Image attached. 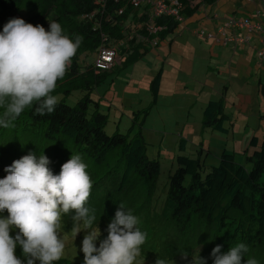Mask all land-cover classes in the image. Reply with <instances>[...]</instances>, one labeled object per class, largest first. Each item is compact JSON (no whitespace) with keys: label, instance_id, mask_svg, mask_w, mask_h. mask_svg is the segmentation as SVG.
Listing matches in <instances>:
<instances>
[{"label":"trees","instance_id":"1","mask_svg":"<svg viewBox=\"0 0 264 264\" xmlns=\"http://www.w3.org/2000/svg\"><path fill=\"white\" fill-rule=\"evenodd\" d=\"M180 1L179 15L184 19L199 10L205 13V18L212 17L213 14H207V7L211 9L218 2L198 0L195 7H190L186 0ZM148 7L133 6L128 0H0V31L11 18H21L33 26L39 24L46 31L48 22L55 20L70 39L83 37L64 78L57 81L51 93L58 98L55 111L41 116L35 113L36 105H33L14 121V127H0V178L6 175L5 167L29 151L48 157L47 167L54 175L59 174L61 165L71 155L79 154L92 181L86 207L95 210L100 239L107 236V225L120 203L139 218L138 226L146 232L147 239L136 264H155L157 258L170 261L184 252L188 253L189 264L198 254L205 258L206 264H213L210 253L216 245H222L223 254L241 242L249 249L245 260L255 258L264 264V139L259 143L253 135L249 139L253 149L243 148L239 152L234 145L231 149L222 145L219 154V148L214 149L217 156L204 162L209 148L196 144L195 152L186 153L187 139L178 133L174 157L163 175L160 149L151 147L153 144L143 133L146 116L158 102L160 71L149 82L151 99L146 106L133 110L123 128L120 127L123 114L115 126H108L111 112L108 106L112 105L102 104L103 94L95 96L97 88L140 61L181 24L173 15L152 17ZM242 9L240 16L214 14L216 27L220 19L231 17L249 19L254 24L260 22L256 10L262 13V4L259 9L246 6ZM235 30L229 29L228 35L242 36L235 34ZM172 41L171 37L169 43ZM218 44L223 48L217 50L231 46V42ZM110 49L114 52L111 63L108 67H98L100 51ZM257 49H254L255 57L263 63ZM220 53L211 49L210 61L218 59ZM254 86L256 96L255 102L248 103L253 105L250 113L247 108L239 109L234 99L226 107V87L218 98L205 102L200 113L202 132L227 133L238 118L255 131L249 120L256 118L253 122L258 121V127L264 125L259 122L260 119L264 122V108L257 109L259 96L264 100V72ZM3 111L0 108V115ZM61 229L73 230L70 216H62ZM96 244L99 246V240ZM15 254L23 260L19 246ZM54 264L75 263L62 257Z\"/></svg>","mask_w":264,"mask_h":264},{"label":"clouds","instance_id":"2","mask_svg":"<svg viewBox=\"0 0 264 264\" xmlns=\"http://www.w3.org/2000/svg\"><path fill=\"white\" fill-rule=\"evenodd\" d=\"M48 25L46 31L39 24L33 26L21 18H11L0 31V108L4 109L0 127L4 129L14 127V121L26 108L36 105L35 113L43 116L53 113L58 104V98L51 93L68 71L83 37L70 39L55 20ZM49 163L42 153L37 156L29 151L3 169L6 175L0 178V264L59 261L66 247L60 236L62 216H70L74 238L83 225L85 235L79 249L83 264H136L147 239L146 232L138 226L139 218L120 203L107 225V236L100 239L95 210L86 207L92 181L81 156L71 155L57 175L47 167ZM13 231L14 236L10 235ZM17 246L23 260L15 254ZM221 248L216 245L211 250L213 264H259L255 258L244 259L249 249L242 242L223 254ZM181 259L187 260L188 253H182ZM168 262L155 260V264ZM190 264H206V260L198 254Z\"/></svg>","mask_w":264,"mask_h":264},{"label":"rangeland","instance_id":"3","mask_svg":"<svg viewBox=\"0 0 264 264\" xmlns=\"http://www.w3.org/2000/svg\"><path fill=\"white\" fill-rule=\"evenodd\" d=\"M255 1L258 2L256 8L253 3H247L246 7L251 10L253 8L259 9L262 3L259 0ZM233 6L240 10V13L244 11L241 0H223L216 7L213 6L211 9L207 7L206 11L207 14H216L218 17H223L232 12ZM202 16H204L203 13ZM207 19L205 18L200 24L186 21L187 28H184L183 23L180 24L174 34H170L162 40L140 61L121 70L112 82L107 80L101 84L95 94V96H102L103 94L102 104L111 103L112 105L111 107L108 106L111 111L109 112L108 126H115L118 123V117L123 114L120 123V127L123 128V125L128 123L126 117L133 110L146 106L150 101L149 82L158 71L161 72L158 102L146 116L143 133L145 139L153 144L151 147L155 150L160 149L163 175L166 174L174 157V143L178 139V133H182L187 139L186 153L195 152L196 144L209 148L210 152L207 153L204 162H208L210 158L217 156L213 153L214 149L219 148V154L222 145L229 149L234 145L236 147L234 149L239 152L243 151V148L253 149L249 142L253 135L258 137L259 143L264 139L263 119L259 121L262 126L258 127V121L257 123L253 122L256 121V118L249 120V122L255 126L257 131L245 127L240 118H238L234 128H230L227 133L210 132L209 130L202 132L201 130L200 113L202 106L209 99L218 98L223 92V88L227 86L226 84H228V87L225 88V90L227 89L225 93L227 108H229L234 98L238 99V93L246 98V95L251 94V88L254 89V86H251L253 78L250 77H254L252 70L254 68L253 53L247 56L243 53V49L239 48L236 50L235 57H233L232 51L227 47L221 50L218 59L215 60L212 57V62L210 61L211 48H209V45H212L213 38L204 37L216 32L211 30L213 29V23L215 25L217 20L213 22ZM189 30L202 31L204 33L203 37L200 38ZM171 37L173 41L169 43ZM216 37V42L225 44L224 36L217 34ZM214 56L216 55L214 54ZM207 65L212 67H207ZM248 66L250 67L249 72L245 73ZM238 70L241 73L238 74ZM231 75L233 76L232 79H230ZM245 76H248L246 81ZM263 108L264 100L259 96L257 109ZM103 109L108 110L107 108ZM233 109L235 110V108ZM250 110H253V108L250 107L248 113L252 112ZM203 154L205 155V153ZM81 229L82 231L75 238L74 230L65 232L60 229V236L66 243L63 257L70 259L75 264H83L82 252L79 249L85 232H83V227ZM11 233L13 236L15 235V231ZM78 256L79 259H76ZM140 264L143 263L140 262ZM167 264L189 263L179 257Z\"/></svg>","mask_w":264,"mask_h":264},{"label":"built area","instance_id":"4","mask_svg":"<svg viewBox=\"0 0 264 264\" xmlns=\"http://www.w3.org/2000/svg\"><path fill=\"white\" fill-rule=\"evenodd\" d=\"M133 6L147 5L149 6V10L152 17H157L162 14L173 15L178 21H181V24L185 22L183 16H180L179 8L182 7V3L180 0H128ZM190 7H195L198 0H186ZM220 24L215 33H210L209 36L217 39L216 35L220 34L224 36V41H237L240 43H248L249 36L254 33L260 34L261 37V47L258 48V57L260 60L264 59V29L260 27L259 23H253L249 19L244 18H228V19H220ZM241 29L245 31V34L242 36H229V29ZM231 31V30H230ZM199 36L202 35V31L196 32ZM156 43V40L153 41V44ZM114 52L113 50H101L99 53V57L96 61V65L98 67H108L112 61Z\"/></svg>","mask_w":264,"mask_h":264},{"label":"crops","instance_id":"5","mask_svg":"<svg viewBox=\"0 0 264 264\" xmlns=\"http://www.w3.org/2000/svg\"><path fill=\"white\" fill-rule=\"evenodd\" d=\"M223 0H218V2L214 5L215 7L221 3ZM245 1V2H244ZM254 1V2H253ZM261 1V0H260ZM228 2V1H227ZM242 2V8L243 6H247V3H253L255 4V8L257 7V4L258 2H256L255 0H241ZM210 7V6H209ZM212 7V6H211ZM204 8H206V5L204 6ZM255 8H253L252 10H254ZM264 9V8H263ZM206 10V9H205ZM257 11V10H256ZM261 10H259V14L257 16V18L259 19L258 21H260L259 23L263 26L262 28H264V11L262 13H260ZM199 13V15H197ZM204 16H202V10H199L197 12H195V14H193L190 18H187L185 19V22H184V28H187V24H186V21H190V22H194L195 24H200L202 23V21L205 19V13H203ZM231 14H234V15H237V16H240V10H237L234 6H233V10L231 12ZM208 18L207 20H212L213 22L216 20L215 17H214V14L212 15V17H206ZM218 27H216V23L214 25L213 23V29L211 31H216ZM190 31V30H189ZM235 34H242L244 35L245 34V31L243 30L242 32L240 30H235ZM192 34H195L196 32H194V30L190 31ZM231 34H233L231 32ZM215 38H213V41H212V45H209V47L211 49H213L215 52H220L221 50L223 49H216V48H223L221 46H219L218 43H216V41L214 40ZM264 39V37H262V40ZM249 44H241V43H238V44H231V46H233L235 48V50H232V47L228 45L229 49L233 52V54L235 53L236 50H238L239 48H242L243 49V53H245L247 56H250L252 53H253V56H254V60H252L254 62V68L252 69L253 70V73H254V77L250 76L251 78H253V82L251 83V86L253 85L254 86V83L255 81L257 80V77L264 72V62L261 63L260 61L257 60V58L255 57V50L254 49H257L258 47H260V44H261V37H260V34H257V33H252L250 36H249ZM228 43H234L233 41H227ZM251 45V46H250ZM250 46V47H248ZM252 50V51H251ZM252 57V56H251ZM250 57V58H251ZM259 66H262V68H258ZM249 69L250 67L248 66V69L245 73H248L249 72ZM238 74L241 73L239 70L237 72ZM248 76H245L244 79L246 81V78ZM233 76L231 75L230 76V79H232ZM254 92H255V96H256V87L254 86V89L251 88V94H248L246 95L247 97L244 98L242 94L238 93L237 96H238V102H236L237 100L234 98V103L235 105H238V108L240 109V107H243V109L247 108V110H249L250 107H253L250 106L249 104H252L253 102H255V96H254ZM240 98V99H239ZM249 103V104H248ZM247 104L249 105V107H246Z\"/></svg>","mask_w":264,"mask_h":264},{"label":"water","instance_id":"6","mask_svg":"<svg viewBox=\"0 0 264 264\" xmlns=\"http://www.w3.org/2000/svg\"><path fill=\"white\" fill-rule=\"evenodd\" d=\"M261 2H262V6H263V8H264V0H261Z\"/></svg>","mask_w":264,"mask_h":264}]
</instances>
